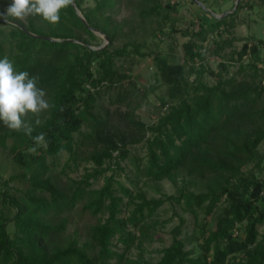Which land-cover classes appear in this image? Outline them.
I'll return each mask as SVG.
<instances>
[{"label": "trees", "instance_id": "trees-1", "mask_svg": "<svg viewBox=\"0 0 264 264\" xmlns=\"http://www.w3.org/2000/svg\"><path fill=\"white\" fill-rule=\"evenodd\" d=\"M123 1L92 0L93 5H86V0H75L87 26L73 6L61 11L55 25L39 17L17 25L0 20V59L8 56L17 70L38 75L39 86L53 104L34 125L32 137L44 133L47 140V147L36 152L30 151L35 146L31 137L0 123V152H8L20 169L0 180V204L14 208L12 215L0 210V264H264V231H258L264 224V168L257 150L264 141V108H257L264 95V71L258 68L264 64V43L243 40L229 63L218 64L217 72L203 65L202 43L210 33L219 35L215 55L232 46L235 38L220 37L233 25L227 18L244 4L221 19L198 15L195 30L181 32L188 40L183 44L184 63H177L166 55L141 51L139 40L114 46L118 38L123 41L129 22L118 19ZM10 2L0 0V8ZM135 11L130 21L158 16L166 21L176 5L139 0ZM20 26L35 36L59 41L30 36ZM88 26L108 39L106 47L90 48L102 44ZM150 56L155 81L166 86V95L159 99L154 122L148 124L135 116L140 104H132L134 85L132 90H119L130 80L123 63ZM229 65H237L231 76ZM206 71L215 79L211 85L202 79ZM109 90L117 92L109 103L116 107L113 111L100 106ZM146 95L145 90L142 99ZM121 107L127 110L121 113ZM84 126L89 131L77 141L74 135L81 134ZM84 145L87 148L81 152ZM135 146L145 151L143 158H129ZM64 153L68 159L62 175L70 183L62 186L50 171ZM127 160L134 163L137 179L168 181L176 193L148 199L140 186L133 193L118 181ZM69 161L75 168L78 161L90 168L72 180L65 172ZM99 179L103 185L92 188ZM136 180L134 186L140 183ZM16 181L25 182L18 197L8 192ZM165 203L192 216L198 234L183 233L186 217L176 214L171 242L153 261L144 258L143 245L152 241L159 225L152 218ZM72 213L88 219L83 241L77 230L72 237L66 235ZM200 215L204 221H199ZM133 248L139 251L135 257Z\"/></svg>", "mask_w": 264, "mask_h": 264}, {"label": "rangeland", "instance_id": "rangeland-1", "mask_svg": "<svg viewBox=\"0 0 264 264\" xmlns=\"http://www.w3.org/2000/svg\"><path fill=\"white\" fill-rule=\"evenodd\" d=\"M204 8L199 5L192 4L187 0H160L162 6L165 5H176V11L170 12V19L163 21L161 16L153 17L144 22L140 20H131L130 17L136 12L135 8L138 5L139 0H124L118 15V19H129L128 26H126L122 32L124 35L123 41L119 40L115 42L114 46H120L122 42L129 40H139L143 42L141 51L143 52H153L166 55L174 62L184 63V51L183 44L188 40L182 36V31H193L195 30L198 15L205 16L208 14L214 19L217 18V15L225 14L230 12L235 5L236 0H198ZM243 3V8L237 12V14L232 18L228 17V22L233 19L232 27H228L222 33L220 38L230 39L235 38L236 40L232 43L231 47H226L219 56L215 55L212 50L214 49V41L219 38L216 32H212L208 35L207 40L202 43L203 51L205 53V60L203 65L207 71L217 72L220 70L218 66L219 63H229L230 56L232 53L238 51L243 44V40L250 38L253 40H260L264 43V0H241L239 3ZM9 3L5 4L0 8L1 11L6 12ZM86 5H93L92 0H86ZM173 29V31H172ZM97 36V35H96ZM101 39V44H103V39ZM152 57L146 58H135L133 63H123L122 70H125L127 74L130 75V80L125 81L124 85L119 91L124 92L127 88L128 90L136 89L138 92H134L133 95H130L132 98V104H140V108L135 112V116L143 121L144 123L151 124L155 120V115L157 112V106L159 104V99L166 95V86L161 85L155 81V68L153 65ZM261 57L264 61V45L261 48ZM247 59H244V63ZM198 65V64H197ZM188 68V67H187ZM196 68H199L196 67ZM259 69L264 71V64L260 63L258 65ZM203 74V81L209 85L213 84L215 79L210 76L209 73ZM229 76L233 75L237 71V65H229L228 67ZM243 75L240 76L242 78ZM194 76L191 77L193 79ZM239 79V78H238ZM263 80V79H262ZM262 82V81H261ZM132 83V84H131ZM134 85V88H133ZM262 85L263 82H262ZM152 86H155L154 90H150ZM147 91V95L142 99V93ZM117 92L114 90L107 91L104 95L103 101L100 102V106L104 108L115 110V106H109L110 99L113 100ZM257 108H264V95L261 99V102L258 103ZM127 109L121 107L119 111L121 113L125 112ZM264 122V120H263ZM264 125V124H263ZM89 129L87 127H82L80 133L74 135L77 141L83 139L84 134L87 133ZM87 145L80 147L81 152H85ZM258 155L261 158V167L264 168V141L258 147ZM83 156V155H82ZM145 156V151L141 146H135L130 148V157L133 159L143 158ZM68 155L62 154L60 159L55 162L52 166L50 174L56 182L60 185L69 184L65 175H62V170L64 165L67 162ZM51 159H47V163H50ZM78 167L73 166V161H69L70 168L65 169L66 175L72 180H79L85 168H90V164L85 163L84 161H78ZM125 171L120 174L118 181L122 183L125 187L130 188L133 193L136 192V189L141 188L148 199H159L165 196L174 195L175 188L168 182L162 181L159 183H154L145 180V178L137 179L135 176L136 168L134 163L129 160L123 163ZM251 168V167H249ZM18 169L11 161L10 155L8 152H0V180H7L10 176L18 172ZM257 173V171H255ZM264 177V173H263ZM139 180L140 183L138 186H134L135 180ZM136 180V182H137ZM132 181V183H131ZM103 185V180L99 179L93 183L92 188L97 189ZM25 182H12L9 184L8 192L12 196H20L21 191L24 190ZM0 210L9 215L14 212V208L7 205L3 206L0 204ZM129 211V210H128ZM184 215L186 217L187 223L184 227V232L187 234L197 235V228L195 227L193 217L188 214H183L180 208L177 205L165 203L159 210L156 212L152 220H157L159 225L156 228V232L153 236L152 241H147L143 245V256L146 259L156 261L159 258L158 251L163 247H166L171 242V229L178 224V218L176 216ZM127 215V212L125 213ZM203 215L199 216V221H204ZM71 223L67 226L66 235L72 234L74 230L79 231L80 241H83V238L86 237V223L88 219L84 217L80 219L76 213L70 215ZM151 220V221H152ZM150 221V220H149ZM160 225L161 223H164ZM132 229V228H130ZM12 225L8 227V232L12 234ZM258 231L261 233L264 231V224L259 227ZM139 254L137 248H133L131 251V257H135Z\"/></svg>", "mask_w": 264, "mask_h": 264}, {"label": "clouds", "instance_id": "clouds-1", "mask_svg": "<svg viewBox=\"0 0 264 264\" xmlns=\"http://www.w3.org/2000/svg\"><path fill=\"white\" fill-rule=\"evenodd\" d=\"M75 0H11L6 12L0 13L5 25L39 17L44 23L55 25L61 20V11L72 6ZM39 76L28 71H19L8 56L0 59V123L10 131H23L34 141L30 149L36 152L47 147L46 135L32 137L34 125L40 124L39 117L49 111L53 104L46 91L39 86ZM29 117H35L33 121Z\"/></svg>", "mask_w": 264, "mask_h": 264}, {"label": "water", "instance_id": "water-1", "mask_svg": "<svg viewBox=\"0 0 264 264\" xmlns=\"http://www.w3.org/2000/svg\"><path fill=\"white\" fill-rule=\"evenodd\" d=\"M191 1H192L194 4L199 5L200 7L204 8V6H203L198 0H191ZM240 1H241V0H236V3H235V5H234V8H233L230 12H227V13H225V14H221V15H217V18L221 19V18H224V17L228 16L229 14L233 13V12L236 10V7L238 6V4H239ZM72 6H73V8H74V10H75V12H76V14H77V16L80 18L81 22H82L84 25L87 26L86 21H85L83 15H82V14L80 13V11L74 6V4H73ZM14 25H17V24H14ZM20 28L23 29V30H24L27 34H29L30 36L37 37V38H39V39H41V40L51 41V42H53V41H59L58 39H53V38H49V37L35 36L34 34H31V33H29L28 31H26V30H25L24 28H22L21 26H20ZM88 29H89L90 31H92L95 35H97V36H99V37H101V38L103 39V44H102L101 46H99V47H90L92 50H99V49H102V48H104V47H106V46L108 45V39H107V38H106L101 32L96 31V30L92 29V28L89 27V26H88ZM72 41H73V42H76V41H74V40H72Z\"/></svg>", "mask_w": 264, "mask_h": 264}, {"label": "built area", "instance_id": "built-area-1", "mask_svg": "<svg viewBox=\"0 0 264 264\" xmlns=\"http://www.w3.org/2000/svg\"><path fill=\"white\" fill-rule=\"evenodd\" d=\"M263 84H264V81H263Z\"/></svg>", "mask_w": 264, "mask_h": 264}]
</instances>
